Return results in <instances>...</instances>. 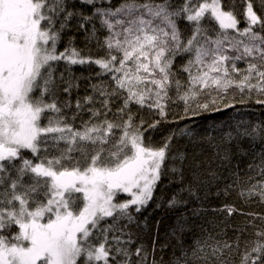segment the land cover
Segmentation results:
<instances>
[{
	"label": "snow or ice",
	"instance_id": "6c2138e0",
	"mask_svg": "<svg viewBox=\"0 0 264 264\" xmlns=\"http://www.w3.org/2000/svg\"><path fill=\"white\" fill-rule=\"evenodd\" d=\"M258 7L262 14L254 0L243 13L235 0H0V264H264V227L196 223L221 183L225 195L264 203V120L221 121L203 135L179 127L248 102L237 94L264 105V0ZM92 45L104 54L85 55ZM76 65L100 69L96 82L83 77V97ZM178 104L177 129L146 143L133 106L167 120ZM165 178L174 187L157 195ZM150 202L171 223L161 242L155 222L149 246L139 242L149 221L138 214Z\"/></svg>",
	"mask_w": 264,
	"mask_h": 264
},
{
	"label": "trees",
	"instance_id": "16d2710c",
	"mask_svg": "<svg viewBox=\"0 0 264 264\" xmlns=\"http://www.w3.org/2000/svg\"><path fill=\"white\" fill-rule=\"evenodd\" d=\"M113 3H119V0H112ZM237 5V12L243 13L244 7L246 6L247 0H244V4H241V0H235ZM254 10L257 11L258 15L262 14L259 7H258V0H254ZM241 18L242 17H238ZM243 23L241 27H243ZM181 27H184V23L181 22ZM66 41L62 42L59 45V49L63 50L65 47ZM76 47L78 48H85L83 43V35L77 34V38L75 41ZM90 54L94 57L102 56L104 53L102 50H98L95 45L90 46V50L86 49L84 54ZM179 63V61H178ZM243 67L244 65L241 63L239 65ZM63 68V62H61V70ZM73 73L77 77H82L81 79V87L79 89V96L83 97L86 94H90V89L86 90V85L88 81L83 79V77H92V82H96L95 73L99 72L100 69L96 65H76L72 67ZM105 79H107L105 77ZM75 95L73 96V100H75ZM240 99H247L248 102L244 104L236 103L234 109H226L223 113H205L202 116L195 117L193 120L190 121H181L179 127H183L185 124H188L192 128L195 129L196 133L203 135L211 130V128L219 124L221 121L225 123H235L239 120H249V121H261L264 120V105L255 104L256 96L253 95L251 99H248L247 96L242 97L241 95L237 94L236 101ZM235 103V101H234ZM183 105H170L169 107V115L167 120L162 119L157 115L154 111L149 110L147 108L140 109L137 106H133V112L136 113V122L138 123L141 119L145 121L144 128L147 131L144 132L145 142H149V140L155 144L160 145L163 143L164 138L170 135L177 129V124L173 123V117L177 112L182 113ZM113 111H115V106L113 107ZM111 118V113L109 114ZM89 119V113L83 112L81 117L78 118L74 122L75 127H80L82 120L86 121ZM154 120H160V123L156 126L155 129L149 128L148 125L152 123ZM179 140L180 146L188 145V138L187 137H177ZM246 146V145H245ZM194 149L192 146H188V151L192 152ZM50 155L58 154L55 151H50ZM75 158H79V153H73ZM69 166L71 164L69 162H65ZM259 179V177H257ZM174 187L173 184L168 182V178H165L164 183L162 186L158 187L157 195H159L160 191L163 188L171 189ZM224 184L221 183L218 188L214 187L212 193L209 195L208 200L205 202V208L208 211L196 221L197 225L204 224L206 227L208 226V222L211 221L216 225H237V226H245L247 221L252 220L253 223L257 227H264V221H261L258 217L264 216V203H261L258 198H252L250 200L245 201L244 199L240 198L237 195L236 191H231L227 195L223 194ZM217 193H220L217 195ZM127 195L122 194L120 199L124 200L127 199ZM230 204L234 206L238 211L233 213L231 217L227 216L224 212H213L212 209H220L224 206V204ZM244 213L245 215H241L240 213ZM247 213H256L257 218L253 219V217L246 215ZM140 219L143 220L145 217L148 218L149 227L144 229L143 232L140 233V241L147 245H151L152 237L156 234L155 230V222L157 220L161 221L160 225V232H159V239L160 241H164L166 239V232L167 226L171 223L170 216L171 214H165L164 209L156 208L155 203L150 202L147 208H145L141 214H138ZM135 231V229H134ZM254 229L252 227L247 228L246 238H254L253 237ZM233 233L231 229H229V236H232ZM171 250H167L170 253ZM165 259H167V254L165 255ZM238 260V258H237Z\"/></svg>",
	"mask_w": 264,
	"mask_h": 264
},
{
	"label": "rangeland",
	"instance_id": "374dc122",
	"mask_svg": "<svg viewBox=\"0 0 264 264\" xmlns=\"http://www.w3.org/2000/svg\"><path fill=\"white\" fill-rule=\"evenodd\" d=\"M124 195H126V194H124Z\"/></svg>",
	"mask_w": 264,
	"mask_h": 264
}]
</instances>
